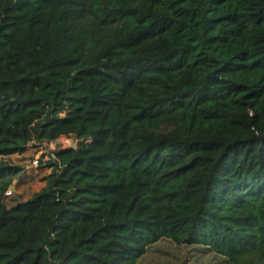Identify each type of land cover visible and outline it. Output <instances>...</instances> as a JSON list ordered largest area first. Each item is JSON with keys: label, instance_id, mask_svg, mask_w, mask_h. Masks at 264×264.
<instances>
[{"label": "trees", "instance_id": "16d2710c", "mask_svg": "<svg viewBox=\"0 0 264 264\" xmlns=\"http://www.w3.org/2000/svg\"><path fill=\"white\" fill-rule=\"evenodd\" d=\"M0 157V264H264V0H0Z\"/></svg>", "mask_w": 264, "mask_h": 264}, {"label": "rangeland", "instance_id": "374dc122", "mask_svg": "<svg viewBox=\"0 0 264 264\" xmlns=\"http://www.w3.org/2000/svg\"><path fill=\"white\" fill-rule=\"evenodd\" d=\"M77 139L73 137L60 136L53 141H30L24 153L10 155L13 163L21 165V176L13 180L12 195L26 199L38 191L45 183L41 177L50 171L43 166L53 151L74 147ZM40 158L41 161L40 162ZM1 159V157H0ZM38 162H34L37 161ZM199 246L178 245L171 240L161 239L149 245L145 253L135 264H207L212 263L210 254L205 255Z\"/></svg>", "mask_w": 264, "mask_h": 264}, {"label": "built area", "instance_id": "2783aa9c", "mask_svg": "<svg viewBox=\"0 0 264 264\" xmlns=\"http://www.w3.org/2000/svg\"><path fill=\"white\" fill-rule=\"evenodd\" d=\"M34 162L37 163L38 160H37V161H34ZM12 190H13L12 188H9V189L5 192V194H6V195H10V194L12 193Z\"/></svg>", "mask_w": 264, "mask_h": 264}, {"label": "water", "instance_id": "95a60500", "mask_svg": "<svg viewBox=\"0 0 264 264\" xmlns=\"http://www.w3.org/2000/svg\"><path fill=\"white\" fill-rule=\"evenodd\" d=\"M215 72L212 71L211 73L208 74V76H214Z\"/></svg>", "mask_w": 264, "mask_h": 264}]
</instances>
